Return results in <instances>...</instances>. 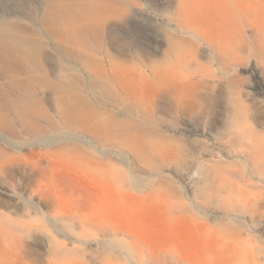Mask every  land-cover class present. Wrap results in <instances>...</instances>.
I'll list each match as a JSON object with an SVG mask.
<instances>
[{
  "label": "bare ground",
  "instance_id": "obj_1",
  "mask_svg": "<svg viewBox=\"0 0 264 264\" xmlns=\"http://www.w3.org/2000/svg\"><path fill=\"white\" fill-rule=\"evenodd\" d=\"M156 1L164 17L157 46L136 39L147 48L135 55L143 69L117 67L103 49L115 33L132 37L131 29L142 36V27L131 21L139 17L134 0H0V136L9 138L7 146L0 143V173L24 149L15 138L25 135L31 148L24 154L40 174L33 189L79 191L81 186L65 182L64 141L99 149L100 130L125 126L127 137L139 142L144 132L160 129L184 141L209 142L204 149L217 171V192L237 196L264 188V109L258 108L256 85L243 89L240 72L254 57L253 70L264 85V24L251 25L246 34L231 17L246 1L258 3L264 14V0ZM183 55L189 62L181 76ZM161 96L175 99L174 113L158 105ZM63 129L55 140L52 133ZM59 140L54 150L38 149ZM41 157L49 160L47 167ZM83 202L89 203L85 194ZM63 242L56 241L53 253Z\"/></svg>",
  "mask_w": 264,
  "mask_h": 264
},
{
  "label": "rangeland",
  "instance_id": "obj_2",
  "mask_svg": "<svg viewBox=\"0 0 264 264\" xmlns=\"http://www.w3.org/2000/svg\"><path fill=\"white\" fill-rule=\"evenodd\" d=\"M134 1L139 17L131 21L142 27V36L122 29L132 37L115 33L103 49L117 67L144 69L137 56L147 48L136 39L157 46L158 25L164 17L156 0ZM231 17L246 34L251 25L263 28L264 14L256 2H244ZM181 59L178 71L183 76L189 56ZM247 60L240 68L242 87L256 85L262 100L258 108L264 109V85L253 70L254 57ZM157 103L174 113L172 96L158 97ZM114 106L108 108L115 112ZM224 106L220 101L218 108ZM123 127L100 130L99 149L70 138L64 141L65 182L81 186L79 191L67 186L34 190L40 174L30 168L24 154L31 148L30 140L25 135L15 138L24 146L23 153L16 152L0 173V264H264V188L237 196L217 192V171L204 149L209 142L184 141L174 131L167 134L162 129L144 132L139 142L129 139ZM65 132L52 134L57 140ZM8 140L0 136L2 145L7 146ZM60 142L38 149L54 150ZM78 144L80 151L74 148ZM100 149L108 155L102 156ZM193 150L203 154L193 156ZM121 153L130 159L125 161ZM39 160L47 167L46 157ZM226 174L237 180L233 172ZM58 240L65 246L53 253Z\"/></svg>",
  "mask_w": 264,
  "mask_h": 264
}]
</instances>
